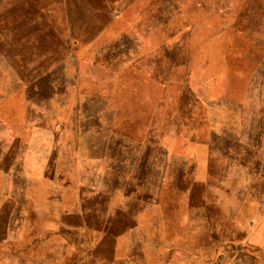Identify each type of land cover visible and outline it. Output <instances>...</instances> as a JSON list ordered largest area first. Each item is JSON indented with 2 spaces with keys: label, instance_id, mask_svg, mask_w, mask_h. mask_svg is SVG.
Segmentation results:
<instances>
[{
  "label": "rangeland",
  "instance_id": "obj_1",
  "mask_svg": "<svg viewBox=\"0 0 264 264\" xmlns=\"http://www.w3.org/2000/svg\"><path fill=\"white\" fill-rule=\"evenodd\" d=\"M0 264H264V0H0Z\"/></svg>",
  "mask_w": 264,
  "mask_h": 264
}]
</instances>
